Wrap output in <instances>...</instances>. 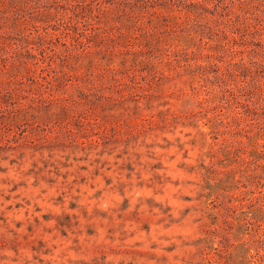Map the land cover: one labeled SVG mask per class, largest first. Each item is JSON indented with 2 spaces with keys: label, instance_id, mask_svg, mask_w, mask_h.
<instances>
[{
  "label": "rangeland",
  "instance_id": "obj_1",
  "mask_svg": "<svg viewBox=\"0 0 264 264\" xmlns=\"http://www.w3.org/2000/svg\"><path fill=\"white\" fill-rule=\"evenodd\" d=\"M0 264H264V0H0Z\"/></svg>",
  "mask_w": 264,
  "mask_h": 264
}]
</instances>
